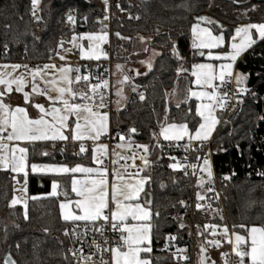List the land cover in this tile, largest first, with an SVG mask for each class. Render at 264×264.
Here are the masks:
<instances>
[{
  "label": "trees",
  "instance_id": "obj_1",
  "mask_svg": "<svg viewBox=\"0 0 264 264\" xmlns=\"http://www.w3.org/2000/svg\"><path fill=\"white\" fill-rule=\"evenodd\" d=\"M119 7L127 10L130 17L112 22L110 40L114 63L124 64L125 70L135 67L143 55L137 51L140 37H149L148 48L157 49L159 55L155 56L150 70L134 77L136 89L126 106L112 110L110 132L114 135L124 133L133 143L149 145L147 170L151 179L145 191L147 198L153 201V211L160 212L158 218H153V224L158 225L152 237L153 264H171L177 249H185L182 253L188 254L193 262L191 253L195 248L193 240H188L191 224L227 223L232 230L234 224L264 222V177L257 175V171H264V122L259 121L260 112L256 109L264 98V41H257L237 60L236 71L248 76L245 86L250 92L239 97L243 103L236 102L235 108L227 113L230 124L220 122L210 139L214 150L215 183L222 196L223 211L220 205L211 204L208 211L195 207L191 216L179 218L184 209L180 201L192 196L194 206L199 202L195 196L196 176L168 167L175 160L170 159L173 154L164 149L160 127L165 125V118L168 123H187L190 131L200 122L195 115L196 101L188 98L193 82L190 66L201 59L192 48L191 27L194 23L206 22L196 18L203 16L214 21L213 24L207 22L214 33H220L222 26L227 41L224 49H227L230 35L239 24L264 23V0H119ZM37 9L41 17L39 23L29 14L31 0H0V62L22 66L45 64L55 58L60 41L67 42L73 34L107 30L98 22L102 15L100 0H39ZM70 9L75 10V24L67 21ZM173 44L177 54L172 51ZM84 65L95 66V63L88 62L80 67ZM178 69L188 71L178 73ZM253 92L256 98L251 95ZM140 94L144 95V100L140 99ZM216 113L219 118L221 109L217 108ZM131 128L136 132L129 135ZM254 142H263L262 149H256L258 146ZM27 147L29 164L74 166L90 162H85L89 156L87 152L80 153L72 145L65 144L60 149L51 148L49 143H35ZM44 152L48 155H43ZM200 153V150L195 151L196 155ZM13 176L10 171L0 170V264L9 252L19 264H73L67 240L61 235V231L73 223L60 218L59 203L63 197L47 195L54 179L69 191L71 177L30 171L25 208L9 207ZM225 176L230 179H223ZM33 196L38 199H31ZM5 228L7 243L3 240ZM236 231L243 234L238 228ZM169 235L177 239L166 241ZM202 239L208 242L207 237ZM16 244L20 245L19 250Z\"/></svg>",
  "mask_w": 264,
  "mask_h": 264
},
{
  "label": "snow or ice",
  "instance_id": "obj_2",
  "mask_svg": "<svg viewBox=\"0 0 264 264\" xmlns=\"http://www.w3.org/2000/svg\"><path fill=\"white\" fill-rule=\"evenodd\" d=\"M38 3L39 0H31L32 14L36 23H39L41 20V17L37 15ZM105 3H107V0H105ZM70 13L67 15V21L75 24V17ZM107 18L105 16V19ZM196 19L198 21H207L209 24L215 23L203 16ZM191 33L192 48L198 50V54L201 56L204 55V52L199 50L208 49V60L218 62L196 63L191 67V76L195 78L193 83L201 90L193 91L190 88L188 90V98L194 97L198 101H201L195 108V115L200 118V122L195 127V131L192 132L187 123H168L167 118H165V125H161L159 136L170 142L183 141L187 137V143L183 145L185 151H199L200 149L191 148L192 142H199L202 148L203 143L210 138L215 126L219 123V119L215 114L217 108L221 110L225 109L227 102L233 97L237 98V103H243L239 97L247 95L250 92V89L245 86L248 76L235 72L234 65L238 57L245 50L257 43L256 39L253 38L254 35H258V38L264 41V23H248L236 27L234 34L230 35V50H224L227 41L222 26L220 34L214 35L209 28L200 27L199 23H196L192 25ZM117 35L119 36V33ZM107 37V32H85L79 36L74 34L69 42L79 49L82 59L99 60L101 56L107 59V55L100 47L101 44L107 41ZM121 38L125 39V37ZM140 39L143 41L144 38L140 37ZM85 40L88 41L87 48H85L83 43H77V41ZM63 44L64 41H60L59 47H63ZM213 49L221 51L214 53ZM172 51L174 54H177L175 44L172 46ZM157 55L159 54L157 53ZM60 59L64 60L65 57L61 56ZM141 63L143 64L145 61H141ZM147 66L149 70L152 67L151 63H148ZM20 67H22L20 64L0 65V68L5 70L11 68L13 71ZM23 67L27 68L28 66L23 65ZM121 67L119 64L116 65L117 70H120ZM54 68V64H44L43 68L37 66L34 69H30L32 81H35L37 76L46 75V70ZM72 71L79 73L80 68L61 67L59 69L61 73L60 80L66 82L69 87H57L55 79L45 82L46 84H51L57 93L54 97L48 96V100L52 104V107L48 109L40 103L31 104L30 93L24 91L26 81L23 76L12 77L11 72L0 73V85L4 86L3 90H0V97H4L6 93H12L13 85H15V91L23 94L24 104H31L33 108L38 110V115L31 117L27 107L18 105L13 108L10 104L4 103L3 99H0V170L23 174L25 186L27 184L29 169L32 173H53L71 177V192L75 194V198L70 197L66 188L61 189L60 182L55 179L52 181L51 190L47 195L51 197L62 195L64 197L59 203L60 218L63 221L71 222L77 226L78 222H84V230L82 232H78L75 227L72 230V235L81 244L79 248H68V252L71 253L73 258V264H97L93 260L96 252L110 254L109 260H104L101 256L100 264H153L151 259L153 251L152 237L154 228L158 229V225L153 224V218L154 216L158 218L160 212L159 210L153 211V201L147 198L148 194L145 191V185L150 181V176L139 177L138 174H135L138 178L133 180V174L127 173V168L125 167L124 172L113 169V178L110 181L108 169L103 166V160L97 156L98 152L101 156L107 155V145H99L97 148L92 149L91 159L97 165L96 167L83 166L79 163L75 164V166L29 164V149L25 146L27 144H35L40 141L55 142L71 140L81 142L79 144V152L85 153L87 149L83 141L99 140L100 136L108 131V114L106 112L94 111L88 101L93 99L98 90L107 88L109 82L103 80L101 83L91 85L90 91L92 96L86 93H77L70 87L73 81L70 79L69 73ZM177 71L179 73L180 71L188 70L178 69ZM81 79L87 82L89 77L87 75H77L75 77L76 82H79ZM233 79L235 80L236 87L232 95L230 96L228 91L221 93V87L231 83ZM128 80L129 77L124 76L119 83L123 84ZM32 92L38 95H46L34 82L32 83ZM121 92L122 90H118L116 95L120 96ZM77 95L80 96V99L84 103L75 102ZM251 95L253 98H256L257 94L253 92ZM66 96L68 98H65ZM144 98V95L140 94V99L144 100ZM100 100L101 107H104L105 96L102 93L100 94ZM176 107L179 108L180 105L177 104ZM190 112L191 109L189 108ZM258 119L264 121V115L259 116ZM135 132V128L129 129V135ZM124 139V136H120L121 141ZM117 147L122 148L124 145L119 144ZM128 147L131 148L132 143H129ZM136 147L143 150L145 155L140 156V159L147 166L149 145L136 144ZM237 149L239 150V145H237ZM43 155L47 156L48 153L44 152ZM121 158L127 159L125 157ZM132 159H135V154ZM170 159L175 160V157H170ZM199 159L200 157L197 156V160ZM113 163H116V161H113ZM168 167L174 170L184 169L186 175L187 168L190 167L193 175H195L198 165H184L176 162L169 164ZM200 171L206 172L209 178L212 177L211 164L207 158H204ZM77 174H80L82 178H77ZM257 175L264 177V171H257ZM13 179H15V176H13ZM223 179L228 180L230 177L225 176ZM198 183L202 185L204 180L199 179ZM161 187L163 188L164 185L161 184ZM209 190L211 191V189ZM23 191L26 194L27 188L24 187ZM142 193L144 194V198L141 197ZM31 199L36 200L38 197L33 196ZM197 199L202 200L204 197L197 194ZM19 203H21V200L13 196L9 207H14ZM180 203L181 205L184 204L183 201H180ZM200 207L201 205L197 204V208L199 209ZM221 218L223 219V217ZM25 219H27L26 211ZM180 227L183 228L184 225L180 224ZM209 227L212 229L211 234L217 235L216 229L218 226L205 225V228ZM237 228L243 234L236 231ZM109 229L113 233L118 234V239L113 240L112 244L108 247H102L93 240L89 247H94L96 252L86 254L84 252L85 240L82 237H86L89 232H99L103 236L104 232ZM220 234L227 238L228 243L232 246V254L235 256L232 264H264V222H261L259 225L234 224L231 235H229V229L225 225L223 232ZM64 235H69L67 229L64 231ZM165 239L171 242L175 241L177 237L169 235ZM3 240L4 243H7V228H5ZM208 243L217 248L221 246L220 240H213ZM104 244H109L107 238L104 239ZM168 246L166 243L165 247L167 248ZM19 247L20 245L16 244L17 250H19ZM184 251L185 249H177L176 253H173V256H177ZM204 252L205 248L202 246L201 253ZM221 255L226 257L228 253H221ZM2 259L3 264H19L17 260L13 259L10 252L3 256ZM65 259L67 260L68 257L65 256ZM180 259L187 258L181 256ZM208 260L209 257L202 255L199 264H207ZM212 264H215V261H212ZM225 264H229V262L226 260Z\"/></svg>",
  "mask_w": 264,
  "mask_h": 264
},
{
  "label": "built area",
  "instance_id": "obj_3",
  "mask_svg": "<svg viewBox=\"0 0 264 264\" xmlns=\"http://www.w3.org/2000/svg\"><path fill=\"white\" fill-rule=\"evenodd\" d=\"M101 5H102V15L99 18L98 22L100 24V26H103L105 28H107V31L109 32V34L111 33V26H112V22L115 19H126L130 17V13L127 10L121 9L119 7V0H107V3H105V0H100ZM70 10L71 13H70ZM69 13L70 14H74V9H70ZM30 15L32 14V10L29 11ZM105 16H107L108 18L105 19ZM67 47H69V45H66ZM73 53H76V49L72 48L71 49ZM103 52L107 55V59L104 58V56H102V58L100 60H98L95 63V66H89V65H84V67H78L80 68V72L77 73L75 71H72L71 74L73 76H85L87 75L89 77V80L87 82H85L83 79H81V82L84 84H97V83H101L103 80H107L109 82L108 87L99 90V93L103 94L105 96V100H104V107H101V100L100 98L93 101L92 102V107L94 110H100L103 109L105 110L109 115L111 114L112 110H113V106L115 104V98L113 96V87H112V82H113V50H112V45H111V40L109 39L107 45L104 46L103 48ZM28 67L27 68H23L24 71H27L29 69L32 68H36L37 66L41 67L43 64H34V63H28L25 64ZM77 67H74L72 69H76ZM235 83L232 82L227 84L226 86L221 87L220 92H224V91H228L229 95H232V92L235 90ZM236 106V97H233L231 100H229L227 102V107L222 111L221 116L219 117V123L220 122H227L226 119V115L228 112H230L232 109H234ZM256 109L260 112V116L264 115V98L261 99V101L259 102V104H257ZM261 121V120H259ZM264 122V121H261ZM120 136H124L125 139L123 140V142L128 143H132V147L131 148H127L126 151V156L125 158L127 159H122L118 165H115L111 159H110V155L107 157L105 163L106 166L109 170V172H111L115 167H119L120 169H122L123 171L125 170V167L127 168V173H132L133 175L135 174H144L146 176H148V165L146 166L144 164V162L140 159V156L145 155L143 153L142 149H139L136 147V143L131 142L130 137L127 134L124 133H118L116 135L112 134L111 132H109V134L107 135V137L105 138V142L110 146V144L114 141V140H120ZM256 137V134H255ZM254 137V138H255ZM256 141V140H255ZM187 143V140H183V141H179V142H170V141H166L164 142V149L166 152H171L173 154V156L175 157V163L176 162H180L181 164L184 165H191V164H197V170H196V174L193 175V171L192 169L189 167L187 168V175L189 176H196V181H197V177L201 176L202 178H207V173L206 172H202L200 171V166H202L203 164V160L204 158H207L210 161L211 164V168H212V179L209 182H206L205 187L207 188V192L204 196V199L199 200L198 204L201 205V207L199 209H203V211H208L210 208L211 204L214 205H220L221 211H223V206H222V196L221 193L215 183V172H214V167H213V154H214V150L211 148L210 146V140L205 141L203 143L202 148L200 147L199 142H192L191 148L192 149H200L201 153L199 155L195 154L194 150H189V151H185L183 145ZM256 147L258 146V148L256 149H262L263 147V142L258 144V142H254L253 143ZM59 147L60 149H63L64 144L63 143H52L51 144V148H57ZM135 154V159H132L133 155ZM197 156L200 157L199 160H197ZM185 157H187V159H185ZM141 169H143V171H141ZM183 170L184 174L185 171L184 169H180ZM186 175V174H185ZM211 189V191L209 190ZM195 207L197 208V204L196 206H194V202H193V198L192 196H189L188 198L185 199L184 201V209L183 211L179 214V218L183 219V218H187V215L191 216L193 210L195 209ZM198 209V208H197ZM99 223V222H98ZM205 225H217V235H212V229L211 227L209 228H205ZM227 226L229 229V235H231V229L228 226L227 223H218V222H207L204 224H200V223H193L189 226V230H188V240H193L194 237H207V238H212V240H220V249L223 253H228V256L223 257V259L229 262V264H232V262L235 260V256L234 254H232V246L228 243L227 238L223 237L220 233L223 232V227ZM76 228V230L78 232H82L84 230V223L83 224H78L77 225H70L67 228H64L61 231V235L64 236L67 240V245L68 248H79L81 247V244L79 243L78 240H76V238L72 235V230L73 228ZM89 227H91V225H89ZM68 230L69 235L65 236L64 235V231ZM107 238L109 241L108 245L104 244V239ZM82 239L85 240V244H84V252L86 254L88 253H92V252H96V249L94 247H89V245L92 243L93 240L96 241V243L100 244L102 247H108L112 244L113 240H117L118 239V234L113 233L110 229L106 230L103 234V236L99 233V232H89L88 235L86 237H82ZM209 243H207L208 246ZM68 255L73 263V258L71 253L68 252ZM101 256L103 257L104 260H109L110 259V254L109 253H100V252H96V255L93 256V260L97 262V264H100L101 261ZM186 257L187 259H180V257ZM171 264H193L190 256L186 253H181L177 256H174L171 260Z\"/></svg>",
  "mask_w": 264,
  "mask_h": 264
},
{
  "label": "crops",
  "instance_id": "obj_4",
  "mask_svg": "<svg viewBox=\"0 0 264 264\" xmlns=\"http://www.w3.org/2000/svg\"><path fill=\"white\" fill-rule=\"evenodd\" d=\"M197 23H199V26L200 27H207V28H209L211 30V28L208 25L207 21L205 23H203V22H197ZM194 24H196V23H194ZM246 24H248V23H246ZM246 24H239L238 26H243V25H246ZM102 32H107V34H108L107 41L105 43H103V44L100 45L101 49L103 50L104 46L107 45V43H108V41L110 39L109 32L107 30H102V31L90 32V33H102ZM253 32H254V30H253ZM213 34L214 35H217V34H220V33H214L213 32ZM233 34H234V32H233ZM79 35L80 34H77V36H79ZM191 37H192V33H191ZM71 38H72V36L70 37V39L67 42H65L63 44V47H59L58 48L57 53H56L55 58L53 59V61L48 62V63H45V64H54L55 65V68L54 69H48V70H46V73L47 74L46 75H42V76H37L35 81H32L31 73L29 71L30 69L27 70V71H24L22 67H20L19 69H16L15 71H13L11 68H8L7 70H5L3 68H0V73L11 72L12 73V77H20V76H23L25 78V81H26L24 91H27V92L30 93V101H31V104L40 103V104L44 105L46 109H48V108L52 107V104L48 100V96H53L54 97V96L57 95V93L55 92V90H54V88H53V86L51 84H46L45 83L46 81H51V80L55 79L57 81V85H56L57 87H69V85L66 82L60 80L61 73L59 72V69L61 67H71V68L77 67L78 68L81 64H86L88 62L96 63L98 61V60L82 59L81 56H80L79 49L76 48V47H74L73 44L69 42V41H71ZM253 38L256 39V41H259L260 40L258 38V35H254ZM77 43H83L85 45V48H87L88 41H86V40L85 41H77ZM230 43L228 45V48L227 49H224V50H230ZM66 45H69V47H67ZM72 48H75L76 49V53H73L72 52V50H71ZM193 50H194L195 55L200 56L201 59L192 62L191 66H190V73H191V67H192L193 64H196V63H209V62L218 63V62H213V61H209L208 60V56H207V53L209 51L208 49L199 50V51H203L204 52V55L203 56H201V55L198 54V50H195V49H193ZM247 50H245L244 52H246ZM147 51H149V50L147 49ZM212 51L215 53V52H218V51H221V50H219V49H213ZM144 53L145 54L142 55V57L138 60V62L136 64V67H138V68L140 66L141 67H144L142 65L141 61H142V59H144L146 57L147 54H149V52H147V53L144 52ZM242 54H241V56H242ZM61 56L65 57V59L64 60H61L60 59ZM240 57H238V59ZM101 58H102V56H101ZM154 58L151 59V62H150L151 65L153 63ZM236 63H237V61H236ZM236 63L234 65V71L235 72H237L236 71ZM5 64H7V65H13V64H18V63L0 62V65H5ZM43 65L40 68H43ZM32 69H34V68H32ZM69 77L73 81V83L70 85V87H72L74 91H76L77 93H86L89 96H92V93L90 91V88H91V85H93V84H84V83L81 82V80L79 82H76L75 81V77L76 76H73L71 73H69ZM194 79L195 78L193 77V81H194ZM33 82L37 85V87L40 90H42L43 92H45L46 95H38L36 93H33L32 92V83ZM233 82L235 83V80L234 79H233ZM217 83H219V82L217 81ZM3 87H4L3 85H0V90H3ZM191 89L193 91H199V90H201L193 82H192V88ZM209 91H211V90L209 89ZM132 95H133V92L129 95V97H127L126 100L123 101L122 98H120L117 95H114V93H113V96L115 98V104L113 106V109H115V110L118 111V110L124 108L126 106L128 100H130V98L132 97ZM65 98H68V97L66 96ZM99 98H100V93H99V90H98L97 94L95 96H93V99L91 101H88V103L91 104V106H92V102L95 101V100H97V99H99ZM0 99H3L4 103L10 104L13 108L16 107V106H18V105L19 106H25V107H27V109H28L29 114H30L31 117H36L38 115V110L35 109V108H33L31 106V104H29V105H25L24 104L23 94L22 93H18V92L15 91V85H13V92L12 93H10V94L9 93H6L5 96L4 97H0ZM192 99L196 101V105L198 103H201V101H198L194 97H192ZM75 102H77V103H84V101L80 99V96L79 95L76 96ZM56 106H59V105H56ZM94 111L106 112L103 109L94 110ZM215 114L217 115V113H215ZM108 117H109V128H108V131L106 133L102 134L100 136L99 140H96V141H93V140H85V141H83L84 146L87 149L86 152L89 155L88 158L85 159V162L86 161H90V162H87V163H79V164H81L83 166H88V167H96L97 165L92 161L91 155H92V149L97 148L99 145H107V155L101 156V154L99 152L97 153V156L100 159L103 160V166L106 167V168H107V166H106L105 161H106V159H107V157L109 155H110V159H111L112 162L113 161H116V163H114L115 165H118V163L122 160L121 157H125L126 156V151H127V148H128V143L123 142V141L114 140L110 144V146H109L105 142V138L109 134L110 128H111L110 127V115L109 114H108ZM217 125L215 126V129H216ZM215 129L213 130V132L215 131ZM194 131H192V132H194ZM213 132L211 133L210 138L208 140L211 139V136H212ZM160 138L162 140H164L162 136H160ZM184 140H187V137ZM36 143H49V144H52V143H63L64 145L65 144L72 145L74 149L79 150V144L81 142H74V141L68 140V141H55V142H52V141H40V142H36ZM119 144H123L124 147H122V148L121 147H117V145H119ZM27 145H32V144H27ZM27 145H25V146H27ZM48 164L66 165V164H62V163H48ZM66 166H68V165H66ZM114 169L119 170L120 172H124L119 167H115ZM112 171L109 172V180L110 181L113 178L112 177ZM138 176L139 177H143V176H146V175L140 174ZM77 178H82V177H81L80 174H77ZM135 178H138V177L136 175H133V180ZM70 180H71V178H70ZM145 187H146V185H145ZM61 189H64L62 185H61ZM68 192H69L70 197L75 198V194L71 192L70 181H69V191ZM142 195H143V193L141 194V197H142ZM63 199H64V197L61 199V201ZM196 238L199 239V241H200L199 244H198L199 249L196 248V250L198 252L201 253V247L203 246L205 248V251H206L205 254H207L210 257H212V256L215 257L216 256V249L210 250L208 248V246H207V243L208 242L206 240H203L202 237H200V236H198ZM191 255L194 256V254H192V253H191ZM212 259H214V258L212 257ZM193 264H194V262H193Z\"/></svg>",
  "mask_w": 264,
  "mask_h": 264
},
{
  "label": "rangeland",
  "instance_id": "obj_5",
  "mask_svg": "<svg viewBox=\"0 0 264 264\" xmlns=\"http://www.w3.org/2000/svg\"><path fill=\"white\" fill-rule=\"evenodd\" d=\"M237 1H241V0H237ZM74 35V34H73ZM72 35V36H73ZM77 35V34H75ZM143 41H141V39H139V42H138V50L139 53L140 52H143V54H145L144 52L145 49H149V54L146 55V57L144 59H142V61H145V63H143L142 65L144 67H127L126 70H125V66L124 64H120V63H114L113 64V82H112V87H113V93L114 95H116L117 91L118 90H122L121 92V95L119 96L120 98H122V100H126L127 97H129V95L134 91L133 89H136V85L133 81L134 77L142 72H145L147 70H149L148 68V63L151 62V59H153L157 53L159 54V51L157 49H154V48H148V40H149V37H143ZM231 42V40H229V43ZM229 45V44H228ZM119 64L121 65V69L120 70H117L116 68V65ZM147 66V67H146ZM124 76H128L129 77V80L128 81H125L123 84L119 83V81H121L123 79ZM227 119V117H226ZM227 122L230 124V121L227 119ZM36 164H48V163H36ZM54 165H57V164H54ZM31 170L29 169V172ZM40 173V172H38ZM14 176H15V179H13V196H16L17 198H19L21 200V203L17 204V205H20L22 207H25V203L27 204V201H28V196H27V193L25 194L24 191H23V188L27 186H25L24 184V176L23 174H16V173H13ZM45 174H52V173H45ZM199 179H203L204 180V183L201 185L198 183V180ZM212 177L209 178H202L201 176H198L197 177V181H196V198H197V194L201 195V196H205L206 192H207V188L205 187V184L206 182H209L211 181ZM17 181H19V183H17ZM12 199V198H11ZM11 199L9 201V204L11 202ZM242 234V233H241ZM196 237L193 238V245H194V248H195V251H194V256H193V262L194 264H199V261H200V258H201V253L198 252L196 250V248L199 249L198 247V244H199V239H197ZM208 242L209 241H213L212 238H207ZM208 248L210 250H214L216 249V256H212L215 260H212V257L208 256L207 254L206 257H209V260L207 261L210 262V261H215V264H225V260L223 259V256L221 255V253H223L220 248H217L215 247L214 245H211V244H208Z\"/></svg>",
  "mask_w": 264,
  "mask_h": 264
},
{
  "label": "water",
  "instance_id": "obj_6",
  "mask_svg": "<svg viewBox=\"0 0 264 264\" xmlns=\"http://www.w3.org/2000/svg\"><path fill=\"white\" fill-rule=\"evenodd\" d=\"M206 252V251H205ZM205 252L204 253H201V256H205ZM207 264H212V261L208 262Z\"/></svg>",
  "mask_w": 264,
  "mask_h": 264
}]
</instances>
